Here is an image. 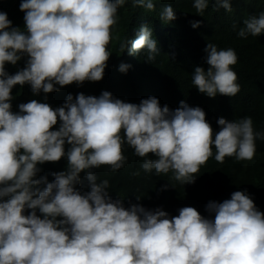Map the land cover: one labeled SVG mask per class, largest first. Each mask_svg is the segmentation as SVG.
<instances>
[{
	"label": "clouds",
	"instance_id": "obj_1",
	"mask_svg": "<svg viewBox=\"0 0 264 264\" xmlns=\"http://www.w3.org/2000/svg\"><path fill=\"white\" fill-rule=\"evenodd\" d=\"M125 2L21 0L23 31L0 12V264H264V213L242 187L224 191L228 199L222 202H207L213 218L193 207L169 218L160 208H125L109 196L108 180L97 182L91 171L102 165L122 168L125 145L144 158L145 173L171 171L185 187L210 157L219 163L234 157L246 165L240 170L259 164L264 158L260 120L232 121V107L226 109L240 91L233 49L208 43L207 70L192 72L194 87L210 101L208 109L182 100L176 109L161 107L154 96L139 104L123 102L103 91L98 97L69 94L55 109L31 100L12 111L16 85L28 84L36 95L58 90L54 85L101 80L118 8ZM133 6L155 7L153 0H133ZM207 6L208 0H194L201 16ZM216 7L232 11L229 0H217ZM175 19L172 6L165 5L160 20ZM243 25L237 32L242 39L264 33V12ZM198 26L199 21L192 23ZM120 48L129 55L146 50L148 61L158 53L147 25ZM25 56L23 69L11 75L5 70L6 63L16 65ZM130 67L121 63L118 70L126 73ZM261 69L263 74L264 57ZM62 157L66 170L53 173L51 182L36 178L39 164ZM82 171L90 186L84 193L75 187Z\"/></svg>",
	"mask_w": 264,
	"mask_h": 264
},
{
	"label": "trees",
	"instance_id": "obj_2",
	"mask_svg": "<svg viewBox=\"0 0 264 264\" xmlns=\"http://www.w3.org/2000/svg\"><path fill=\"white\" fill-rule=\"evenodd\" d=\"M20 2L0 0V12L7 13L12 26L23 31L24 13L19 10ZM153 3L155 7L151 11L133 6V0H126L118 8V20L107 46L110 56L101 80H86L79 85L73 82L63 87L54 85L58 90L50 93L41 91L36 95H33L30 85H16L11 90L12 111L18 112L19 104L31 100L47 103L55 109L64 104L69 94L73 99L79 93L98 97L103 91L110 92L123 102L139 104L142 99L154 96L161 107L167 105L170 109H176L182 100L190 107L198 104L208 109L210 101L194 87L192 72L195 67L207 70L204 49L208 43H213L218 49L231 48L237 55V63L232 68L236 74L239 73L240 91L234 100L226 104V109L227 106L232 107V121L251 117L252 121L260 120L264 131V72L262 74L261 69L264 33L256 37L248 35L244 39L237 35L244 26L243 21L264 12V0H229L232 11L217 9V0H208L202 16L193 7L194 0H153ZM165 5H171L176 16L175 20L168 23L160 20ZM196 21H199V26L193 28L192 23ZM142 25L151 29L152 38L157 44L158 53L152 61L147 60L146 50L129 55L127 49L122 52L120 48L124 39H135ZM26 60L25 56L16 65L6 63L5 70L10 75L14 74L25 67ZM121 63L131 65L126 73L118 70ZM58 127L59 119L52 130ZM68 147L65 144L66 151ZM123 154L127 159L119 170L112 171L109 166L102 165L91 171L97 177V182L108 180L109 196L113 200L121 199L125 208L133 204H139L146 210L160 208L171 218L178 215L180 208L193 207L202 216L213 218L205 210L207 202H222L228 199L224 198V191L242 187V192H246L249 197H256L260 204L255 206L264 213V158L257 165L240 170L239 167L246 165L235 162L234 157H225L223 163L210 157L195 174L194 182L186 183L185 187L173 178L171 171L167 174H156L155 170L145 173L141 168L144 158L136 156L127 145L124 146ZM148 155V158L155 159L151 153ZM38 167L40 172L36 178L44 177L47 182H51L53 173L66 170L68 165L62 157L57 162H44ZM75 187L82 193L90 191L83 171L80 173V183ZM27 211L30 210H26L25 214ZM37 215H40L39 212Z\"/></svg>",
	"mask_w": 264,
	"mask_h": 264
}]
</instances>
